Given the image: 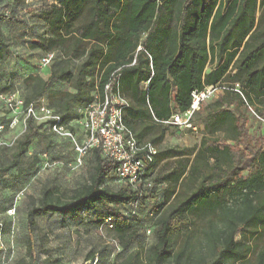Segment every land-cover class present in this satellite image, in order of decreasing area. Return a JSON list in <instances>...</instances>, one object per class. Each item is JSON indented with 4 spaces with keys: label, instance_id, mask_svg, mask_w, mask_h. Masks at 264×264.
Masks as SVG:
<instances>
[{
    "label": "trees",
    "instance_id": "obj_1",
    "mask_svg": "<svg viewBox=\"0 0 264 264\" xmlns=\"http://www.w3.org/2000/svg\"><path fill=\"white\" fill-rule=\"evenodd\" d=\"M40 1L37 10H26L45 28L30 37L27 46L41 52V58L52 54L49 77L65 82L70 90L50 88L39 74H11L27 91L21 98L15 81L4 78L0 70V95L16 92L24 106L43 99L79 135L83 110L101 101L111 82L128 101L123 122L138 143H150L157 151L137 185L118 179L116 163L93 147L81 158L82 162L92 154L88 180L68 199L55 197L44 186L38 203L26 210L30 260H39L38 218L56 215L66 227L69 219H80L82 211L96 225L110 218V228L126 250L140 236L134 216L143 207L144 191L154 188L145 180L159 160L176 157L175 164L155 179L162 186L163 203L152 210L153 242L144 255L139 250L122 258L114 255L113 263L264 264V239L251 244L245 240L246 234L256 238L264 227V134L251 135L247 126L249 108L264 119V0ZM11 5L0 4V26H25ZM22 39L14 41L25 42ZM9 53V42L0 31V66ZM209 86L221 90L208 106L203 101L194 112L193 123L203 126L199 146L161 152L165 134L178 129L165 122L189 109L193 91ZM74 105L82 108L76 125L68 115ZM201 110L200 122H195ZM25 122L28 130L17 140L9 163L0 166V178L11 168L17 169L18 178L25 177L26 169L37 162L33 155L27 166H19L37 133L33 118ZM112 177L123 182L116 190L105 185ZM117 202L128 209L121 211ZM12 204L0 201V213L7 216ZM197 219L203 220L200 227ZM0 222L4 232L8 224ZM237 234L242 239L237 240ZM99 252L91 248L85 259L93 260ZM54 263L62 264L58 259Z\"/></svg>",
    "mask_w": 264,
    "mask_h": 264
},
{
    "label": "rangeland",
    "instance_id": "obj_2",
    "mask_svg": "<svg viewBox=\"0 0 264 264\" xmlns=\"http://www.w3.org/2000/svg\"><path fill=\"white\" fill-rule=\"evenodd\" d=\"M5 1L12 4V12L25 21V26H0V31L5 40L9 42V50L11 51L0 66L3 77L15 81L21 98H25L27 91L18 85L19 81L16 82L11 74L19 77L39 74L48 80L50 88L70 90L65 82L49 77L52 63L40 67L41 52L30 50L27 46V40L35 34L41 33L45 26L40 21L30 18L26 8L30 7L37 10L41 6V1L25 0L23 4H18L16 0H0V4ZM18 37H22L25 42H15L14 39ZM218 93L219 90L215 91L210 96L211 98L206 99L202 105L208 106ZM257 106L260 105L257 104ZM81 110L82 108L77 105L70 109L68 112V115L72 117L70 124L76 125ZM9 113L0 98V125L4 126V129L0 131V143L3 144L0 147V166L9 163L17 140L22 138L28 130L22 115H20V123L15 127H6L11 115ZM202 115L201 110L197 114L195 122H200ZM34 124L37 126V133L31 137L27 152L19 166H27L33 155L36 156L37 162L33 167L26 169L28 174L25 177L18 178L17 169L11 168L4 178H0V201L9 202L11 200L12 203H15L13 217L5 216L3 212L0 213V219L8 224L2 234V241L7 249V257L3 260L0 258V264H55V259H58L62 264H95L97 259L98 264H114V255H120L122 258L134 250H139L141 256L144 255L146 248L153 242L151 232L155 214L152 210L163 203L162 186L155 182V179L175 164L176 157H165L159 160L149 178L145 180V183L151 182V187L154 188L144 191L143 207L137 208L134 216L135 226L139 228L140 236L126 250L122 249L121 239L111 230L106 218L99 225H96L90 223L85 212L82 211L80 212V219H69L66 227L60 226L56 215L38 218L37 234L41 238L39 241L41 247L37 248L39 260L37 263L30 260L25 246L27 208L38 203L44 186L51 188L55 197L68 199L75 189L87 182L92 166L91 152L84 157L79 165L76 162V154L70 141L53 135L47 127L41 124L36 122ZM247 126L251 135L264 134V119L259 117L252 108H249ZM201 136L202 132L199 130L193 133L170 128L160 143L159 150L161 152L166 149L191 150L199 146ZM214 136H220V134ZM43 153H46L47 156L42 155ZM192 157L190 158L192 159ZM122 184V181L113 177L105 183L111 190L118 189ZM19 190H22V195L17 198ZM116 204L121 211L128 209L122 203L117 202ZM202 223V219L196 220V226L200 227ZM258 238H260L258 240L260 242L264 239V227L261 228L256 238H251L246 234L245 240L251 244ZM236 239H242V235L237 234ZM91 248L100 250V252L95 254L93 260H86L85 258ZM107 251L108 253H106ZM252 257L251 255L250 258Z\"/></svg>",
    "mask_w": 264,
    "mask_h": 264
},
{
    "label": "built area",
    "instance_id": "obj_3",
    "mask_svg": "<svg viewBox=\"0 0 264 264\" xmlns=\"http://www.w3.org/2000/svg\"><path fill=\"white\" fill-rule=\"evenodd\" d=\"M52 54L45 55L39 61L40 67L49 65ZM106 94L101 101L88 105L83 110V116L79 121L80 134L74 133L62 123L59 114L48 108L43 99L26 106L16 92L0 95L6 108L10 110L12 117L9 127L13 128L20 122V115L23 122L29 117L37 123H44L48 129L60 138H68L77 153L76 162L81 164V158L90 148H99L101 154L116 163L115 173L118 179L126 181L132 185H137L142 176L150 166L156 148L150 143L140 144L135 139L132 131L123 122V112L128 107V101L119 90L118 85L112 88L111 82L105 85ZM220 91L217 87L209 86L201 91L191 93V104L188 110L171 116L170 123L179 130H186L193 133L203 132V126L193 123L194 112L199 109L201 102L208 99L215 91ZM238 91V85L234 86ZM3 126H0V130ZM2 143H0L1 145ZM22 195L20 192L17 196ZM15 214V203L7 210L6 215L13 217ZM110 223V218L106 219ZM3 225L0 222V252L2 260L6 257L7 249L2 241Z\"/></svg>",
    "mask_w": 264,
    "mask_h": 264
}]
</instances>
